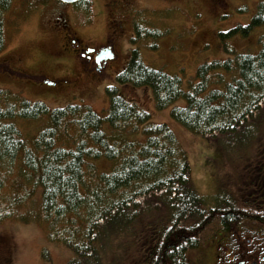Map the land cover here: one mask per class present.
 Instances as JSON below:
<instances>
[{
	"label": "trees",
	"instance_id": "obj_1",
	"mask_svg": "<svg viewBox=\"0 0 264 264\" xmlns=\"http://www.w3.org/2000/svg\"><path fill=\"white\" fill-rule=\"evenodd\" d=\"M11 3L0 0V51ZM259 27H264V0L248 24L221 37L247 36ZM258 43L257 53L229 49V57L200 65L186 82L145 64L134 49L116 81L150 87L159 110L184 99L185 105L172 108V118L196 134L217 136L231 149L264 115V31ZM105 90L108 106L101 116L83 103L51 109L0 88V192L15 169L32 178L41 190L48 238L73 251L69 264H99L112 239L136 246L135 264H192L189 251L208 228L230 230L253 218L264 223V195L243 204L232 198L206 204L192 186L187 152L172 129L153 124L150 113L122 97L117 86ZM43 116L49 123L31 146L13 120ZM116 132L141 133L144 139L122 141ZM99 160L110 163V169H100ZM32 189L8 194L7 203L0 204V220Z\"/></svg>",
	"mask_w": 264,
	"mask_h": 264
},
{
	"label": "rangeland",
	"instance_id": "obj_2",
	"mask_svg": "<svg viewBox=\"0 0 264 264\" xmlns=\"http://www.w3.org/2000/svg\"><path fill=\"white\" fill-rule=\"evenodd\" d=\"M258 2L12 0L4 13L0 88L29 101L44 102L51 109L83 103L103 116L108 106L105 89L115 85L122 97L150 113L153 124H166L172 129L187 152L192 186L204 196L206 204L218 205L227 198L243 204L248 198L264 195V115L255 129L251 125L248 133L239 135L240 145L227 149L217 136H201L172 118V108L185 105L184 99L159 110L150 87L118 84L116 77L128 65L134 49L145 64L181 76L185 82L195 77L200 65L229 57V49L257 53L264 27L226 40L221 33L248 24ZM108 44L110 50L104 49L100 59L79 54L83 46L95 53ZM13 121L32 146L49 118ZM116 133L122 141L144 139L141 133ZM108 135L114 136L110 131ZM97 165L100 169L111 167L105 160L97 161ZM28 188L33 192L26 201L11 207L10 215L0 220V264H69L74 253L65 244L48 238L41 215V190L27 173L15 169L9 175L0 192V204L7 203L8 194L21 195ZM206 233L199 246L189 251L192 264L213 260L219 250L217 239L222 236L214 228ZM126 242L123 239V244ZM130 244L124 247L112 239L101 251L99 264H135L140 255Z\"/></svg>",
	"mask_w": 264,
	"mask_h": 264
},
{
	"label": "flooded vegetation",
	"instance_id": "obj_3",
	"mask_svg": "<svg viewBox=\"0 0 264 264\" xmlns=\"http://www.w3.org/2000/svg\"><path fill=\"white\" fill-rule=\"evenodd\" d=\"M75 42V39H71ZM109 48L96 49L95 53L89 51L88 46H83L79 50V54L88 59H95L101 56V52ZM249 223H244L238 228L226 230L217 228L218 235L221 239H217V249L215 258L207 260L204 264H264V223L253 218Z\"/></svg>",
	"mask_w": 264,
	"mask_h": 264
},
{
	"label": "water",
	"instance_id": "obj_4",
	"mask_svg": "<svg viewBox=\"0 0 264 264\" xmlns=\"http://www.w3.org/2000/svg\"><path fill=\"white\" fill-rule=\"evenodd\" d=\"M64 2H75V1H78V0H62Z\"/></svg>",
	"mask_w": 264,
	"mask_h": 264
},
{
	"label": "snow or ice",
	"instance_id": "obj_5",
	"mask_svg": "<svg viewBox=\"0 0 264 264\" xmlns=\"http://www.w3.org/2000/svg\"><path fill=\"white\" fill-rule=\"evenodd\" d=\"M111 87V85H109ZM193 239H195V237H193Z\"/></svg>",
	"mask_w": 264,
	"mask_h": 264
}]
</instances>
